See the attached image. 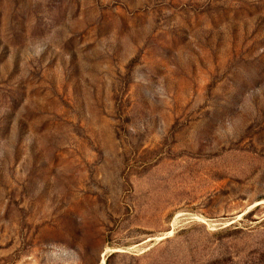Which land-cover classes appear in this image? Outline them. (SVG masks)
I'll list each match as a JSON object with an SVG mask.
<instances>
[{
	"label": "rangeland",
	"instance_id": "1",
	"mask_svg": "<svg viewBox=\"0 0 264 264\" xmlns=\"http://www.w3.org/2000/svg\"><path fill=\"white\" fill-rule=\"evenodd\" d=\"M0 264H264V0H0Z\"/></svg>",
	"mask_w": 264,
	"mask_h": 264
},
{
	"label": "bare ground",
	"instance_id": "2",
	"mask_svg": "<svg viewBox=\"0 0 264 264\" xmlns=\"http://www.w3.org/2000/svg\"><path fill=\"white\" fill-rule=\"evenodd\" d=\"M105 260V259H104Z\"/></svg>",
	"mask_w": 264,
	"mask_h": 264
}]
</instances>
